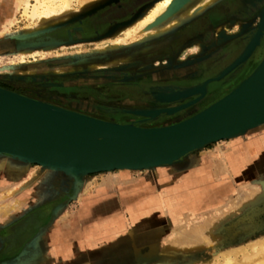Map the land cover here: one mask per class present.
Masks as SVG:
<instances>
[{
    "label": "rangeland",
    "instance_id": "1",
    "mask_svg": "<svg viewBox=\"0 0 264 264\" xmlns=\"http://www.w3.org/2000/svg\"><path fill=\"white\" fill-rule=\"evenodd\" d=\"M27 1L35 5L37 0ZM121 1L124 0H72L68 10L62 4L56 6L54 10L58 13L45 22L33 21L22 12L18 13V22L11 28V33L0 35V86L23 95L0 89L82 114L50 101V96L68 99L98 97L96 90L92 93L95 95L77 94L73 87L88 85L98 89L101 79L93 76L103 72H130L135 61H139L138 74L156 69L161 60L152 59L151 53H117L137 49L140 45L145 48L154 37L147 36L145 29L132 33L127 31L134 21L116 27L108 37L94 41L58 43L53 37V34ZM148 7L137 16H144ZM260 17L262 24L263 12ZM223 19L227 18L216 17L213 21ZM197 48L192 47L193 52ZM41 49L44 51L40 52ZM193 52L182 53L174 61L199 60L201 63L210 58V53ZM253 55L249 59H253ZM239 56L213 79L222 73V76L226 75L227 69ZM233 72L220 81L208 83L213 80L210 79L204 82L196 87L206 85L204 92L198 91L188 97L176 96L186 90L176 92L175 88L160 90L164 93L154 91L157 103L168 105L172 102L174 105L150 110L160 111L155 118L132 114L141 119L134 124L156 128L182 122L176 115L192 112L206 95L209 84H219ZM75 77L81 79L77 84L67 82ZM244 77L243 73L237 79ZM24 78L35 81L23 85ZM9 79L20 83H12ZM114 83L120 84L118 81ZM36 89L44 90L46 95L40 99L34 97ZM197 95L200 97L192 101L196 102L193 105L175 113H162L185 106L175 103ZM98 101L105 104L101 99ZM119 121L123 124L121 120L112 122ZM91 206L98 209L97 217L91 215ZM62 216L67 220L83 217L86 223L82 231L86 243H89L90 232L97 231L98 239L94 245L102 244L107 249L105 264H223L224 253L264 240V125L237 138L213 143L173 166L95 173L85 176L80 182L62 172L0 155V264L17 257L22 258L23 263L39 262L42 251L36 248L42 247L43 240L37 242L38 238L54 225L63 228L65 225L59 222ZM75 225L76 222L68 229L72 238ZM191 236L194 244L187 241L186 245L185 240ZM7 247L8 253L4 252ZM23 252L30 255L22 257Z\"/></svg>",
    "mask_w": 264,
    "mask_h": 264
},
{
    "label": "water",
    "instance_id": "2",
    "mask_svg": "<svg viewBox=\"0 0 264 264\" xmlns=\"http://www.w3.org/2000/svg\"><path fill=\"white\" fill-rule=\"evenodd\" d=\"M222 75L208 83L220 81L226 76ZM194 103L162 113H175ZM129 113L155 118L160 111ZM262 125L264 58L248 78L220 100L165 127L101 121L0 89V155L62 172L76 182L121 167L143 171L173 166L213 143L237 138Z\"/></svg>",
    "mask_w": 264,
    "mask_h": 264
},
{
    "label": "flooded vegetation",
    "instance_id": "3",
    "mask_svg": "<svg viewBox=\"0 0 264 264\" xmlns=\"http://www.w3.org/2000/svg\"><path fill=\"white\" fill-rule=\"evenodd\" d=\"M156 1L157 0L121 1L85 21L76 23L56 34H53V37H56L58 43L94 41L108 37L115 31L116 27L125 24L127 25V23H131V21H135L139 17L137 15L144 8L148 6L150 8V6ZM233 4L235 8H233L227 19L218 22L204 20V25L199 28L198 24L202 19H200L199 16L196 19L178 24L177 27H173L164 33L152 37L149 41V45L145 48L140 45L134 50L117 51V53H151L152 59L161 60V63L158 64V66H155L156 69L145 72L143 71L138 74L139 69L137 65L139 64V61H135L132 63L135 65L130 72H103L93 76L98 80L101 79L100 89L88 85H77L73 87L75 88L74 92L77 94H96L98 97L101 96V98L92 96L90 98L71 97V99H68L69 97L66 98L52 95L49 100L72 109L75 112H80L106 121L121 120L123 121V124L134 123L141 120L129 112L140 110L150 111L153 108L156 109L158 106L167 108L168 106L174 105L172 102L168 105L157 103L153 94L154 91L161 92L160 90H170L175 88L176 92H183L185 90L202 86L204 82L213 79L216 75L221 73L226 65L230 64L242 52L243 48L244 52L248 44L251 43L254 35L259 31L261 24L260 13L264 9V0H255L254 3H246L243 0H217L216 2L217 7L223 5L233 6ZM249 11L250 13H248ZM196 21L199 22L197 23ZM222 25L228 27V32H217V29ZM193 26H195L196 29L190 36H187V28ZM242 45H244V47H242ZM261 45L264 46V35L260 37L259 44L254 52L253 59L256 64L253 67L248 65L251 60L249 59L244 65L238 67L223 82L219 84H209L206 95L203 96L201 101L196 105L197 107L194 106L195 108L192 110V112L196 111V113H180L176 115L177 117L179 116L178 121H184L191 116L198 114L210 106L209 104H213L227 95L239 84L241 80H238L237 78L241 74H245V77L242 79L247 78L258 67L263 59L264 47ZM192 47L198 48L193 52ZM192 52L210 53V58L208 61H204L205 63H200L199 60H191L186 63H177L174 61V58L179 57L182 53ZM93 77H90V79H93ZM125 79L127 81L123 82ZM77 80L81 79L79 77L73 79L70 78L67 82L76 83ZM8 81L16 84L20 83L15 79H9ZM32 81L35 80L24 78L22 84H32L34 83ZM115 81L120 82V84H115ZM235 82L238 83L236 84ZM215 87H224L226 89L223 91L222 95L215 96L212 95L216 91H214ZM0 88L23 95V93L13 91L9 88L1 86ZM94 90H96V93L92 94ZM34 93V97L38 99L43 98L46 95V92L40 89L34 90ZM199 97L200 96L197 95L190 100L175 103V105H186ZM99 99L105 101V104H100L98 101ZM113 103H116L117 107ZM167 119L170 118H166V120ZM119 123L121 122L119 121ZM7 249L4 252L8 253L9 247H7Z\"/></svg>",
    "mask_w": 264,
    "mask_h": 264
},
{
    "label": "bare ground",
    "instance_id": "4",
    "mask_svg": "<svg viewBox=\"0 0 264 264\" xmlns=\"http://www.w3.org/2000/svg\"><path fill=\"white\" fill-rule=\"evenodd\" d=\"M71 1L72 0H37L35 5H31V2L27 1V0H0V35L5 36V35H9L11 33V28L18 22V18H17L18 13L22 12L23 16H26L33 21L39 20L41 22H45L46 20L51 19V17L55 16L58 13V12L56 13V11L54 10V8L56 6H58L59 4H62L63 8L68 10L70 7ZM243 1H245L246 3H254L255 2V0H243ZM216 2H217V0H157L154 4H152L150 6V8L148 7L149 9L144 16L138 17L132 23V25L130 26V28L127 31H130L132 33V31L145 29V33L148 34L147 36H157V35L165 32V31H168L172 27L177 26L178 24L185 23L187 21L192 20L193 17L198 16L199 13L201 14L200 19L201 18L202 19L198 25H199V28H201L204 25V20L214 22L213 20H215L216 17L228 18L230 16L233 8H235L234 4H233V6L232 5H223L221 7H217ZM235 5H237V4H235ZM209 8H211V9L209 11H207ZM211 11H212V13H211ZM262 12L264 13V9L262 10ZM248 13H250V11ZM195 26H196V23H195ZM195 26L187 28L188 29L186 32L187 36H189L193 33V31L196 29ZM217 30L219 31V33L220 32L226 33V32H228V27L222 25ZM263 33H264V18L262 20L260 31L254 35V38L252 39L251 43L248 44V46L244 52H243L244 48L242 49L243 53L241 52L239 58L227 69V73L229 71L233 70V68L240 66L242 64V62L244 60H246L247 57H250L255 52V50L259 44L260 37L262 36ZM129 34H127V36ZM129 36H131V35H129ZM49 37H51V36H49ZM242 47H244V45H242ZM262 47H264V46H262ZM259 49H261V48H259ZM43 51H44V49H41L40 52H43ZM131 59H129V60H131ZM254 64H255V60L251 59L249 61L248 65L250 67L251 66L253 67ZM244 80L245 79H241L239 84H241ZM223 89L224 88H219V87L215 88L214 91L215 90L216 91L212 95H215V96L222 95ZM198 91L204 92L205 86H203L201 88L189 89V90H186V92H184V93H177V94L175 93V94H176V96L188 97L190 95L197 93ZM108 122H112V121H108ZM113 123H116V122H113ZM117 124H120V123H117ZM147 167L148 166H146L145 168H147ZM135 168H139V167H121V168H119V171H126V170L129 171V169H135ZM75 172L83 173L82 171H75ZM188 184H190V183H188ZM148 211H150V210H148ZM191 238H192V236L190 238H187L188 240L186 239L185 241L186 242L189 241V243L191 241V243H192V241H194V238H193V240ZM184 239H183V243L185 244ZM187 244H188V242L186 243V245ZM192 244H194V242ZM222 259H223V264H264V240H261L258 243H254L252 245H249L248 247H245L241 250L226 252L222 255ZM211 264H212V262H211Z\"/></svg>",
    "mask_w": 264,
    "mask_h": 264
},
{
    "label": "crops",
    "instance_id": "5",
    "mask_svg": "<svg viewBox=\"0 0 264 264\" xmlns=\"http://www.w3.org/2000/svg\"><path fill=\"white\" fill-rule=\"evenodd\" d=\"M238 80H241V78H239ZM94 208V206H91L92 210H90V212L93 217H97L98 209ZM93 217L91 218L93 219ZM76 218L77 217H75V220L70 218L69 220H67L66 216H62L59 222H62L65 225V228L63 227L59 229L54 225L52 226L50 231L44 233L38 238L37 242H39L41 239L43 240L41 244L42 247L40 249L36 248L37 250L42 251V258L41 260H39V262L29 263L26 261V263H23V259L17 257L15 259L7 261L6 264H105L103 260L108 255L107 252H105L107 251V249H105L102 244L94 245V241L98 239L97 231L92 230L90 232V239H88L89 243H86L83 238L84 232L82 231V227L83 225H85L86 221L82 219L83 217H80L79 220ZM75 222V229H72L73 232H71L74 235V237L72 238L70 236L71 234H68L71 230L68 229H70ZM66 224L68 225L66 226ZM24 255L29 256L30 253L23 252L21 256L23 257Z\"/></svg>",
    "mask_w": 264,
    "mask_h": 264
}]
</instances>
